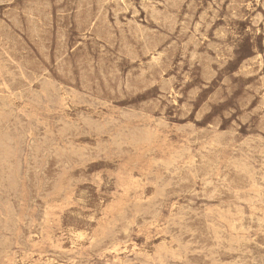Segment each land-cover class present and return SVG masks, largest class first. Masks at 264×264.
Listing matches in <instances>:
<instances>
[{
    "label": "rangeland",
    "instance_id": "374dc122",
    "mask_svg": "<svg viewBox=\"0 0 264 264\" xmlns=\"http://www.w3.org/2000/svg\"><path fill=\"white\" fill-rule=\"evenodd\" d=\"M262 64L264 0H0V264H264Z\"/></svg>",
    "mask_w": 264,
    "mask_h": 264
},
{
    "label": "bare ground",
    "instance_id": "6f19581e",
    "mask_svg": "<svg viewBox=\"0 0 264 264\" xmlns=\"http://www.w3.org/2000/svg\"><path fill=\"white\" fill-rule=\"evenodd\" d=\"M110 1V0H109ZM237 2V1H236ZM160 3V2H159ZM165 3H167V2H165ZM239 4V3H238ZM119 5V4H118ZM123 8V7H122ZM229 8H230V6H229ZM230 9H232V8H230ZM109 10V9H108ZM102 11V10H101ZM100 11V12H101ZM153 13V12H152ZM158 13V12H157ZM117 14V13H116ZM232 14V13H231ZM152 16V15H151ZM165 17H167V15L165 16ZM234 17V16H233ZM172 18V17H171ZM156 20V19H155ZM130 21V20H129ZM137 22V21H136ZM138 23V22H137ZM158 24V23H157ZM184 24V23H183ZM192 24V23H191ZM166 25V24H165ZM196 25V24H195ZM139 26H140V24H139ZM187 26V25H186ZM166 27V26H165ZM184 28V27H183ZM138 29H140V28H138ZM199 29V28H198ZM185 30V29H184ZM225 30V29H224ZM237 30V29H236ZM235 30V31H236ZM36 31V30H35ZM130 31V30H129ZM142 32V31H141ZM140 32V33H141ZM144 32H146V30L144 31ZM225 32V31H224ZM237 35V34H236ZM219 36V35H218ZM139 39V38H138ZM144 40V39H143ZM209 40V39H208ZM229 45V44H228ZM210 46V45H209ZM170 47V46H169ZM215 47V46H214ZM225 51V50H224ZM215 52V51H214ZM228 54V53H227ZM234 54V53H233ZM161 55V54H160ZM227 56V55H226ZM229 57V56H228ZM257 57V56H256ZM260 57V56H259ZM25 59V58H24ZM62 59V58H61ZM60 59V60H61ZM207 59V58H206ZM255 59V58H254ZM133 60V59H132ZM209 60V59H208ZM252 60V59H251ZM210 61V60H209ZM223 61H224V59H223ZM152 62V61H151ZM206 63V62H205ZM155 65V64H154ZM246 66V65H245ZM262 66H264L263 64H262ZM221 67H222V65H221ZM24 68V67H23ZM6 69V68H5ZM209 69V68H208ZM11 70V69H10ZM206 70V69H205ZM13 71V70H12ZM203 71V70H202ZM111 72V71H110ZM217 72V71H216ZM213 73V72H212ZM258 73V72H257ZM18 75H19V73H18ZM146 75V74H145ZM210 75V74H209ZM164 77V76H163ZM209 77V76H208ZM161 78V77H160ZM189 78V77H188ZM7 79V78H6ZM35 79V78H34ZM144 79V78H143ZM146 79V78H145ZM225 80H226V78H225ZM227 81V80H226ZM150 82V81H149ZM162 82V81H161ZM228 82V81H227ZM151 83V82H150ZM166 85V84H165ZM249 88V87H248ZM196 89V88H195ZM227 89H229V88H227ZM198 90V89H197ZM230 90V89H229ZM228 90V91H229ZM259 90V89H258ZM135 91V90H134ZM137 91V90H136ZM135 94V93H134ZM179 94V93H178ZM263 96V95H262ZM174 100V99H173ZM92 102V101H91ZM171 103V102H170ZM174 103V102H173ZM154 107V106H153ZM208 108V107H207ZM208 110V109H207ZM250 115H251V113H250ZM218 121V120H217ZM220 123V122H219ZM262 140V139H261ZM197 157V156H196ZM202 157V156H201ZM198 158V157H197ZM202 160V159H201ZM206 162V161H205ZM209 165V164H208ZM211 167V166H210ZM197 168V167H196ZM197 171V170H196ZM213 172V171H212ZM224 174V173H223ZM207 178V177H206ZM237 179V178H236ZM212 180V179H211ZM231 180V179H230ZM216 181H217V179H216ZM220 181V180H219ZM226 181V180H225ZM225 184V183H224ZM234 184V183H233ZM227 185V184H226ZM221 186V185H220ZM208 187V186H207ZM214 187H215V185H214ZM222 187H224V186H222ZM217 189H218V187H216ZM225 188H226V186H225ZM228 188V187H227ZM216 190V189H215ZM230 190H231V188H230ZM229 190V191H230ZM214 191V190H213ZM206 193V192H205ZM210 195V194H209ZM209 197V196H208ZM210 199V198H209ZM212 199V198H211ZM204 202V201H203ZM206 203V202H205ZM171 214V213H170ZM141 216V215H140Z\"/></svg>",
    "mask_w": 264,
    "mask_h": 264
}]
</instances>
